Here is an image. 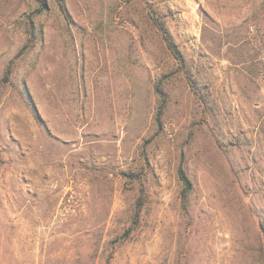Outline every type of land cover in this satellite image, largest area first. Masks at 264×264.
I'll list each match as a JSON object with an SVG mask.
<instances>
[{"label":"rangeland","instance_id":"374dc122","mask_svg":"<svg viewBox=\"0 0 264 264\" xmlns=\"http://www.w3.org/2000/svg\"><path fill=\"white\" fill-rule=\"evenodd\" d=\"M43 2L15 57L0 0V264H264V0Z\"/></svg>","mask_w":264,"mask_h":264},{"label":"trees","instance_id":"16d2710c","mask_svg":"<svg viewBox=\"0 0 264 264\" xmlns=\"http://www.w3.org/2000/svg\"><path fill=\"white\" fill-rule=\"evenodd\" d=\"M37 5L38 8L32 12L31 14H29L25 20V24H26V34H27V40L26 43L24 44V46L22 47V49L16 54L15 57H18L19 55H21L26 49L31 48L33 46V38H35V28H34V17L41 13L44 9H45V4L43 2V0H33ZM159 30L161 31V33L163 34V39L164 42L166 44V47L170 53V55L178 62V63H183V59L182 56L180 54V52L178 51L176 45L173 43V41L171 40L168 32L166 31V29L162 26V25H158ZM161 114V110H158L157 112V120H159V116ZM177 177L178 180L180 181L181 185H182V190H181V198L182 200H185L187 194L190 192L191 190V184L189 182V180L187 179V177L185 176L181 166L178 167L177 169ZM140 204L137 205V211L139 210Z\"/></svg>","mask_w":264,"mask_h":264}]
</instances>
